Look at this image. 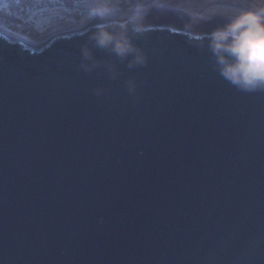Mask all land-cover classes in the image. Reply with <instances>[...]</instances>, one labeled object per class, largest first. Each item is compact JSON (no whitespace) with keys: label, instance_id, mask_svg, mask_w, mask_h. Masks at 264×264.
<instances>
[{"label":"water","instance_id":"obj_1","mask_svg":"<svg viewBox=\"0 0 264 264\" xmlns=\"http://www.w3.org/2000/svg\"><path fill=\"white\" fill-rule=\"evenodd\" d=\"M140 16L142 64L91 39L126 17L0 27V264H264V89L207 38L231 18Z\"/></svg>","mask_w":264,"mask_h":264},{"label":"clouds","instance_id":"obj_2","mask_svg":"<svg viewBox=\"0 0 264 264\" xmlns=\"http://www.w3.org/2000/svg\"><path fill=\"white\" fill-rule=\"evenodd\" d=\"M121 0L92 7V14H111L119 9ZM147 30L139 9L126 18L97 25L91 39L101 48H111L119 57L134 56L135 63H144L146 57L136 47L131 33ZM210 48L216 57L220 75L244 91L264 89V12L242 11L226 24L207 34ZM85 58L91 53L85 48Z\"/></svg>","mask_w":264,"mask_h":264},{"label":"rangeland","instance_id":"obj_3","mask_svg":"<svg viewBox=\"0 0 264 264\" xmlns=\"http://www.w3.org/2000/svg\"><path fill=\"white\" fill-rule=\"evenodd\" d=\"M107 0H0V27L34 42L56 32L83 26L97 14L92 7ZM180 9L205 19L233 18L242 11L264 12V0H121L110 15L127 17L137 9L143 15L153 5Z\"/></svg>","mask_w":264,"mask_h":264}]
</instances>
